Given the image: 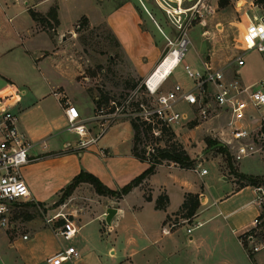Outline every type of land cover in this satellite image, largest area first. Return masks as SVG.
Here are the masks:
<instances>
[{
  "label": "crops",
  "instance_id": "obj_1",
  "mask_svg": "<svg viewBox=\"0 0 264 264\" xmlns=\"http://www.w3.org/2000/svg\"><path fill=\"white\" fill-rule=\"evenodd\" d=\"M66 1L69 0H58L59 24L56 27V35L54 37L49 35L50 49L32 54L37 64H47L46 59L49 57L43 56L45 51L55 49L49 56H58L59 35L63 38L80 20L77 19L74 27L70 29L64 25L62 7ZM97 2L105 8L109 3L113 2L114 5L106 9L102 21L89 19V23L91 25L107 23L122 44L134 74L145 80L160 63L168 47L169 27L166 26L157 6L144 0ZM3 5L4 3L0 4ZM50 6V0H43L35 5L43 13L49 11ZM9 20L12 21V18ZM198 26L204 27L201 24ZM41 57L43 58L40 59ZM202 64L204 66V59ZM170 76L171 73L166 80ZM166 80L162 82L160 89ZM182 86L187 88L186 85ZM49 90L39 96L34 94L23 96L16 108L20 130L35 142L31 150L35 160L23 169L32 196L31 200L26 201L40 202L48 207L83 169L94 173L108 187L117 190L149 167L147 161H141L132 153L134 130L132 143L126 148L120 147L124 140L118 138L113 140L117 132L107 134L108 129L101 134L95 144L80 148L77 136L65 130L67 124L65 110L67 103H72L78 107L81 115L88 119L93 101L81 93L80 86L66 78L58 84L50 85ZM74 90L80 92L79 97L72 94ZM24 91L26 94V90ZM201 124L194 127L184 125L186 127H182V130H193ZM174 130L184 143L182 134ZM222 138L229 140L226 136ZM185 148L189 155L196 159L195 168L186 169L174 162H165L157 167L153 175L122 198L95 193L97 196L95 209L98 212L94 215L89 211L78 214L67 207L68 202L78 196V192L84 186L90 185L88 183L79 185L64 205L57 209L48 208V213L44 216L61 212L78 221L81 228L71 242L56 236L51 227L47 226L45 217L40 215L12 221L15 227L10 230L15 231L20 225H24L26 231L23 235L28 234L29 238L24 239L22 235L21 243L17 246L20 249H16L14 238L17 235L11 238L7 233L8 229L0 230V264H50L48 258L57 253L62 245L65 247L73 245L78 251V255L72 261L63 264H264V249L250 254L241 241L244 232L252 226L254 218L260 212V206L251 198L236 208L229 209L232 199L239 197L245 189L252 186H240L237 181L232 180L237 183V190L233 193L235 196L210 200L204 191L205 184H197L187 174L194 171L199 177L204 178L209 171L201 174L202 159L195 158L187 147ZM162 171L166 173L164 177L160 176ZM189 192L199 194L201 203L192 221L186 222L184 220L187 218L177 212ZM161 194L169 197L165 209L156 208V199ZM146 195H151L152 199L147 200ZM111 207L117 211L111 224H108L106 215L108 208ZM245 208L255 212L249 222L236 218ZM197 223H200V226L188 232V228ZM164 229L168 232H164ZM49 236L56 242L55 249L44 254L42 249L50 244Z\"/></svg>",
  "mask_w": 264,
  "mask_h": 264
},
{
  "label": "rangeland",
  "instance_id": "obj_2",
  "mask_svg": "<svg viewBox=\"0 0 264 264\" xmlns=\"http://www.w3.org/2000/svg\"><path fill=\"white\" fill-rule=\"evenodd\" d=\"M40 1L43 0H0V4L4 3L3 6H0V90L4 93H16L19 102L17 101L18 103L15 105V108L19 106L23 96H30V94L39 96L48 92L50 85L58 84L62 79L64 81L65 78L69 82L80 86L81 93H84L88 100L93 101L89 117L99 114L100 110L109 112L111 110H122V108H135L134 101L132 103L127 101L131 94L134 95L135 99L144 102L147 98L151 97L150 91L144 83L146 79L144 80V78L134 74L132 65L122 49V44L118 41L107 23L101 22L91 25L88 21V24L84 25L81 20L82 17H87L88 20L102 21L106 9L112 7L114 5L113 2L109 3L105 8L97 2L98 0L66 1L62 7L64 25L70 29L74 27L77 19L80 20L72 31L66 32L64 35L66 39L64 37L61 38L59 35L57 39L60 47V51L57 53L58 56H49L53 54L52 51H55V49L50 52L45 51L43 52V56L49 57L46 59L47 64H37L32 54L40 50L50 49V36L54 37L57 31V24L52 22L53 28L39 21H36L35 24V20L31 17L30 11H37L44 15L48 13V11L43 13L35 7L36 3ZM118 1L121 0H115V2ZM137 1L141 2V0ZM144 1L157 6L166 26L169 27L167 32L168 47L161 58L163 59L173 47L179 48L181 33L175 27L167 12L159 7L155 0ZM207 1L215 6V11L205 14L206 25L204 27L198 26L200 18L189 27L185 36L188 39V44L184 51V59L172 71L173 73L171 72L170 78L165 79L166 81L160 89L161 92L168 91L175 83L186 85L187 88L193 86V80L185 72V62H188L195 69H201L204 59V61L212 62L217 67H221L230 60H233L244 47L241 41V15L236 10L235 0H229V3L225 7L219 5V0ZM50 3V8L57 6L58 0H50ZM185 4H188L187 1H185ZM10 17L12 21L9 20ZM79 26L81 27L79 28ZM42 67L45 69L42 70ZM233 72H235V68H231L228 71L227 78H231ZM239 73L244 85L264 79V54L257 50L247 52L245 64L240 67ZM136 81L140 83L134 88L132 85ZM12 84H15L16 89L11 88ZM73 87L76 88V86ZM22 88L26 90V94L20 93ZM72 92V94L79 97L80 92L75 90ZM106 97L110 99V103L97 104L98 99L102 98L104 100ZM154 102L155 96L145 103ZM177 108L187 114L186 119L174 126L182 134L184 143L178 136L177 138L187 147L191 155L202 159L200 161V169L206 168L209 171V174L204 178L199 177L197 172H188L187 174L190 179L199 185L205 184L204 191L210 200L219 199L220 197L224 198L225 196H235L233 193L237 190V183L232 180L238 181L241 184H246L247 181H239V177L232 173L229 160L225 153L219 151V147H225L229 150L230 154H234V146L237 144V141L232 137L234 127L241 125L246 128H254L258 123L259 113L253 108H248L246 116L238 119L232 118L231 110L226 111L222 107H217L216 110L209 112L204 117L200 108L197 107H193L194 114L192 115L187 103H180ZM250 112L255 114L254 120L248 118ZM116 119L117 121L107 128V134L117 132V136L113 140L116 138L124 140V143L120 147L126 148L132 143L133 129L131 122L129 118L123 116L116 117ZM119 119L125 120L121 121ZM232 119L233 122H231ZM194 124H201V126L193 130H182V127H191ZM89 128L93 134L102 130V126L95 121L89 124ZM222 136L231 139V145L224 141ZM207 139L214 140L216 144L209 146L206 142ZM144 143L151 149L159 144L151 138L144 140ZM142 146L143 143L139 145L140 148ZM231 162L238 172L248 175L258 174L253 176L264 178V152L246 157L240 161L232 158ZM165 174V171H162L160 176L164 177ZM95 193L96 191L91 184L86 185L78 192V196L68 202L67 207L72 208L78 214L89 211L94 215L98 212L95 209V204L97 203ZM62 195L63 191H61L56 201L49 204L48 207L34 201H20L12 209L11 220L16 222L35 215L45 217L44 214L48 213V208L57 209L70 198H67L63 204L56 205ZM251 198H255L253 186L245 189L239 197L232 199L229 209L236 208L242 202ZM262 207H264V204ZM254 215V211L245 208L237 214L236 218L243 222H249ZM96 224H98V221ZM47 226L50 228L49 225ZM25 231L24 225H20L19 229L15 231L7 230L11 238L17 235L14 238L16 249H20L17 246L21 243V237ZM245 235L247 237L249 235L255 236V243L253 245L248 241L245 244V247L251 253H254L252 246L255 245L264 249V224L258 227L252 225L248 228L247 233L243 234V236ZM48 238L50 244L46 242L48 245L42 249V253L44 254L51 253L55 249L56 242L54 238L51 236ZM4 243L6 245V241Z\"/></svg>",
  "mask_w": 264,
  "mask_h": 264
},
{
  "label": "built area",
  "instance_id": "obj_3",
  "mask_svg": "<svg viewBox=\"0 0 264 264\" xmlns=\"http://www.w3.org/2000/svg\"><path fill=\"white\" fill-rule=\"evenodd\" d=\"M155 1L159 7L167 12L181 33L179 49L182 50L180 57L182 63L185 56L184 51L188 44V39L185 37L187 30L199 18L200 24L205 26V14L215 11V6L207 0ZM185 1L188 4H185ZM235 7L241 15V41L244 47L233 60L221 67H217L212 62L204 61V66L201 69H194L189 64H185V72L194 82L191 88H185L176 83L170 90L161 92L160 86L153 90L148 86L147 81H144L151 95L145 102L151 100L153 96H155V102L145 103L135 99L134 95L131 94L127 101L129 103L135 102L136 107L132 109L122 108V110L109 112L100 110L99 114L85 119L76 105L67 103L65 130L77 136L80 148H87L95 144L101 134L116 122V117L119 116L151 124L152 134L159 137L161 136V124L175 129L176 124L187 118L186 112H181L177 108L180 103H187L193 114V107L200 108L204 117L209 112L216 110L217 107H222L226 111L231 110L232 118L240 119L246 116L248 108H253L259 113L258 123L254 128H246L241 125L234 127L232 137L237 141V144L234 146L235 152L231 156L240 161L264 152V79L244 85L239 73L240 67L245 64L247 52L257 50L264 54V0H235ZM231 68H235V72L231 78H227ZM11 88L16 89L15 84H12ZM20 93L25 94V91L22 89ZM17 101L19 102L16 93H4L0 90V230L14 228L15 225L11 220L13 207L20 201L32 199L23 169L35 160L31 154L35 142L30 140L18 126L19 116L15 108ZM248 118L254 120L255 114L250 112ZM93 121L102 126V130L97 134H93L89 128V124ZM224 141L231 145V139ZM146 148L148 152L154 151V147L151 149L146 145ZM207 171L206 168H203L200 173L206 174ZM253 191L255 194L253 202L260 206L261 211L254 218L252 225L258 227L264 224V207H262L264 204V183L254 185ZM45 220L55 235L66 242L74 240L81 228L75 218H69L61 212L52 216L45 215ZM61 220L64 222L59 224ZM188 220L185 219L184 221L187 222ZM199 226L200 223L193 224L188 228V232ZM247 231L248 229L245 232L247 233ZM164 232L168 231L164 229ZM23 238L28 239L29 235L24 234ZM241 241L244 245L246 241L253 245L255 236H242ZM261 248L258 245L252 246L253 252H258ZM77 255L78 251L75 246L68 245L65 247L62 245L57 253L48 258V262L50 264H63L66 261H72Z\"/></svg>",
  "mask_w": 264,
  "mask_h": 264
},
{
  "label": "trees",
  "instance_id": "obj_4",
  "mask_svg": "<svg viewBox=\"0 0 264 264\" xmlns=\"http://www.w3.org/2000/svg\"><path fill=\"white\" fill-rule=\"evenodd\" d=\"M229 3V0H219V5L221 7H225ZM31 17L35 21H39L42 24L48 25L50 28H53L52 24H59V18H58V6H53L49 9L48 13L46 15L41 14L37 11H30ZM84 25L88 24V18L82 17L81 18ZM53 22V23H52ZM81 26H79L80 28ZM140 82L136 81L132 86L135 88ZM144 87V85H143ZM110 99L106 97L104 100L102 98L97 100V104H101L104 102L110 103ZM133 130H134V138H133V148L132 153L135 157L140 159L141 161H147L150 165L147 167L142 173H140L138 176H136L134 179H132L129 183L122 186L121 188L115 190L110 187H108L97 175L94 173H91L87 170H81L72 181L62 189L63 195L61 196L60 200L56 205L63 204L67 198H69L74 190L82 183H89L93 186L96 193L99 195H105V196H115L116 198H122L126 194H128L130 191H132L133 188L139 186L142 184L147 178H149L151 175H153L157 167L160 164H163L165 162H174L178 164L181 168L186 169H192L195 168L196 165V159L192 158L189 153L187 152L185 146L183 143L177 138V134L175 131L171 128L166 126L165 124H161V136L155 137L152 134V125L148 124L145 121H135L130 120ZM197 125V124H194ZM191 126V127H194ZM153 139L155 142L159 143L154 147V151L148 152L146 148V144L144 143V140L147 139ZM207 144L209 146L215 145V141L212 139H207ZM143 143L142 148L139 147V145ZM219 151L221 153H225L228 160H229V166L236 176L239 177V181H247L246 184H241L238 182L240 186L245 185H251L254 186L256 184L264 183V178H260L253 175H248L242 172H238L235 170L233 163L231 162L232 156L229 152V150L225 147H219ZM147 200H151V195H146ZM169 203V197L168 195L161 194L156 199V208L158 209H165ZM40 205H43L39 202ZM200 207V196L197 193L189 192L185 195L184 201L180 207V210L177 212V214H182L183 217H186L189 219L188 221L191 222L193 217L196 215L198 209ZM27 218H31L30 216ZM64 220H61L59 224L63 223ZM250 254L251 251L249 250Z\"/></svg>",
  "mask_w": 264,
  "mask_h": 264
},
{
  "label": "bare ground",
  "instance_id": "obj_5",
  "mask_svg": "<svg viewBox=\"0 0 264 264\" xmlns=\"http://www.w3.org/2000/svg\"><path fill=\"white\" fill-rule=\"evenodd\" d=\"M184 47V46H183ZM182 50L172 48L169 53L160 61L155 70L146 78L151 89H156L181 62Z\"/></svg>",
  "mask_w": 264,
  "mask_h": 264
},
{
  "label": "water",
  "instance_id": "obj_6",
  "mask_svg": "<svg viewBox=\"0 0 264 264\" xmlns=\"http://www.w3.org/2000/svg\"><path fill=\"white\" fill-rule=\"evenodd\" d=\"M64 39H66V36H64ZM116 208H108L107 215H106V221L108 224H111L113 216L116 214Z\"/></svg>",
  "mask_w": 264,
  "mask_h": 264
}]
</instances>
